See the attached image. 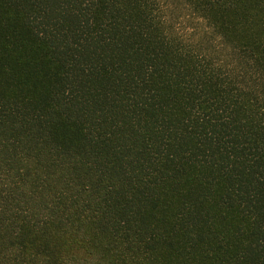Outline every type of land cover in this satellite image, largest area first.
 I'll return each instance as SVG.
<instances>
[{"label":"trees","instance_id":"1","mask_svg":"<svg viewBox=\"0 0 264 264\" xmlns=\"http://www.w3.org/2000/svg\"><path fill=\"white\" fill-rule=\"evenodd\" d=\"M0 264H264V0H0Z\"/></svg>","mask_w":264,"mask_h":264}]
</instances>
